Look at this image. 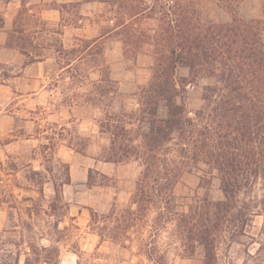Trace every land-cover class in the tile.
<instances>
[{
    "label": "rangeland",
    "instance_id": "1",
    "mask_svg": "<svg viewBox=\"0 0 264 264\" xmlns=\"http://www.w3.org/2000/svg\"><path fill=\"white\" fill-rule=\"evenodd\" d=\"M59 1L41 0L35 16L21 6L7 25L6 0L0 1V264H25L28 255L31 264H203V247L184 240L177 220L162 223L157 207L136 225L126 246L101 239L92 212L128 207L141 171L136 162L109 160L110 140L101 132V119L108 111L137 106L135 93L149 81L152 59L126 58L122 43L110 40L66 66L82 53L85 40L65 41L63 24L77 20L84 0L61 7V14L47 11L60 7ZM262 2L244 0L240 12L259 17ZM108 7L86 6L93 11L86 26L91 37L106 25L102 14ZM204 12L217 18L221 9L207 2ZM187 74V68H179L178 75ZM212 82L204 77L187 87L189 110L201 106L203 88ZM207 170L200 163L181 173L174 188L176 211L194 208L199 197L224 198L214 175L200 186ZM56 189L61 201L53 209ZM252 198L257 201L252 220L243 234L217 243L215 264H264L263 181L238 195L233 213L248 212ZM42 246L50 249L39 260L35 252L40 254Z\"/></svg>",
    "mask_w": 264,
    "mask_h": 264
},
{
    "label": "trees",
    "instance_id": "2",
    "mask_svg": "<svg viewBox=\"0 0 264 264\" xmlns=\"http://www.w3.org/2000/svg\"><path fill=\"white\" fill-rule=\"evenodd\" d=\"M89 1L109 6L99 38L116 37L126 58L145 54L153 60L149 81L135 93L137 106L108 111L100 123L109 135V160L141 167L131 204L107 214L93 211L92 221L101 239L126 246L136 225L157 207L162 223L177 220L184 240L203 247V264H215L217 243L243 234L255 214V198L248 212L233 213L238 195L259 180L264 183V0L254 18L240 12L244 0ZM207 2L221 9L217 18L206 16ZM84 40L82 53L66 66L92 55L98 43ZM180 67L188 74L178 75ZM204 77L213 82L204 86L201 106L189 110L187 87ZM200 163L208 168L200 186L212 174L224 198L199 197L194 208L176 211L175 184L183 171ZM60 201L56 189L51 207ZM138 248L156 261L147 247ZM49 249L42 246L36 258ZM25 264H31L29 255Z\"/></svg>",
    "mask_w": 264,
    "mask_h": 264
},
{
    "label": "crops",
    "instance_id": "3",
    "mask_svg": "<svg viewBox=\"0 0 264 264\" xmlns=\"http://www.w3.org/2000/svg\"><path fill=\"white\" fill-rule=\"evenodd\" d=\"M59 2H61L60 7H55V6L47 7L46 8L47 11L48 10L49 11L50 10L51 11L57 10L61 14L62 8H64L63 6H61V4L62 3L66 4V5L71 4L74 2V0H62ZM39 4H41V0H6L7 11L5 12V20H6L5 25H7L9 21H12L13 17L17 16V13L19 12L18 8L21 6H27L29 14L31 16H35V13H38L37 7ZM91 4H93V1H89V0L82 1L79 5L80 11H79V16H78L77 20L73 19V21L71 23L63 24L64 30L62 31V33L65 37V41L67 40V38L69 40L70 37H72L73 40H78L81 42L84 39H90V40L92 39L93 41H96L95 42L96 44L100 43L101 41L106 42V41H110V40H117V41L121 42L120 40H118L114 36H104V37L99 38L98 37L99 35H94L91 37V35L87 34L88 29L86 28V26L91 19L90 16L93 15V11L91 9L86 10L85 8H86V6H89ZM14 5H16V8L13 7ZM38 14H40V13H38ZM89 26L91 27V25H89ZM4 33H6L5 30H4ZM149 57L152 59L151 56H149ZM81 60H83V58L77 59L76 61L79 62ZM152 64H153V60H152ZM151 67H152V65H151Z\"/></svg>",
    "mask_w": 264,
    "mask_h": 264
}]
</instances>
